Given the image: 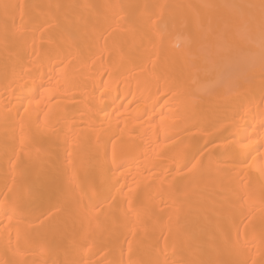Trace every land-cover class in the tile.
<instances>
[{
  "label": "bare ground",
  "instance_id": "1",
  "mask_svg": "<svg viewBox=\"0 0 264 264\" xmlns=\"http://www.w3.org/2000/svg\"><path fill=\"white\" fill-rule=\"evenodd\" d=\"M0 182V264H264V0H0Z\"/></svg>",
  "mask_w": 264,
  "mask_h": 264
},
{
  "label": "rangeland",
  "instance_id": "2",
  "mask_svg": "<svg viewBox=\"0 0 264 264\" xmlns=\"http://www.w3.org/2000/svg\"><path fill=\"white\" fill-rule=\"evenodd\" d=\"M196 131V130H195ZM209 133H211V131H208V134ZM230 141V139H226V138H216V139H212V140H210V141H208L209 143L207 144V146H206V149L208 150L210 147H212V146H225V144L227 143V142H229ZM217 148V147H216ZM203 163H200L199 164V166L198 167H200V166H202V165H205V166H210V167H214L212 164H209L208 162H204V161H202ZM211 163V162H210ZM219 163H222V161H220ZM170 167L169 166H164L163 167V169L160 171V172H167V170L169 169ZM228 171H229V169H228ZM0 184H2V182H0ZM153 184H150L149 185V187L150 186H152ZM241 192H243L242 191V188H239L238 189V191L237 192H234V194L235 193H241ZM231 195H233V193H229V192H227L226 193V196H231ZM46 207H47V205L46 204H44V205H42L41 207H39V208H37V209H35V210H45L46 209ZM4 213V212H3ZM50 214H44V215H42L41 217H39V219H37V222H40V221H42V220H44L45 218H47L48 216H49ZM2 225V223H0V226ZM0 230H1V227H0ZM163 237L162 236H158L157 237V241H158V243H157V245H159L160 244V242L163 240L162 239ZM116 239V238H115ZM112 240H114V238H112V239H109L108 240V242L107 243H102V242H97V246L98 247H100V249H102V252H104V253H106V254H108L109 253V250H110V247H109V244H111L113 241ZM60 241L61 240H59L58 242L60 243ZM87 247V245H85L83 248H81V249H79L77 252H80V251H82V250H84L85 248ZM124 253H126L125 251H124ZM174 253H178V254H182V253H180V252H173V253H170V252H165V256H162L161 255V258H167L168 256H170V255H172V254H174ZM105 256H102L101 257V255L100 254H97V253H94V254H92L91 255V257H90V259L89 260H87L88 262L89 261H94V263L96 264L98 261H100L101 259H103ZM158 258H159V255L158 256H155L154 255V257H153V261H159L158 260ZM128 261H130V257H128ZM246 264H249V261H248V263H246Z\"/></svg>",
  "mask_w": 264,
  "mask_h": 264
}]
</instances>
